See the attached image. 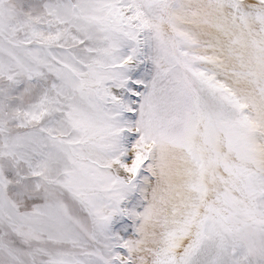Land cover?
Wrapping results in <instances>:
<instances>
[{
  "label": "snow or ice",
  "instance_id": "snow-or-ice-1",
  "mask_svg": "<svg viewBox=\"0 0 264 264\" xmlns=\"http://www.w3.org/2000/svg\"><path fill=\"white\" fill-rule=\"evenodd\" d=\"M0 264H264V0H0Z\"/></svg>",
  "mask_w": 264,
  "mask_h": 264
}]
</instances>
